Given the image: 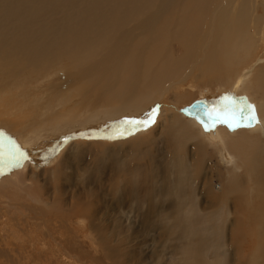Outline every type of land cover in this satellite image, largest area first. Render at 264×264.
Wrapping results in <instances>:
<instances>
[{
    "label": "bare ground",
    "instance_id": "obj_1",
    "mask_svg": "<svg viewBox=\"0 0 264 264\" xmlns=\"http://www.w3.org/2000/svg\"><path fill=\"white\" fill-rule=\"evenodd\" d=\"M5 3L3 4L6 5ZM7 4L8 8L0 10V16L9 15V11L14 13L13 0H9ZM74 5L76 12L72 18H76V21H66L61 24L60 29L49 23L40 24L41 30L36 32L39 37L34 41L30 40V32L37 24L26 23L24 26L29 28L28 31L15 38L20 43L17 49L23 47L24 52L29 55L26 62L32 72L40 76L53 72L54 66H51L56 63V58L71 67L73 74L70 75L76 88L82 89L73 95L80 99L74 109L84 104L93 110L100 107L105 109V100H110L123 110L131 105L140 110L146 107L153 109L158 106L156 95L162 88H168L166 84L176 88L185 82L184 76L186 79L196 78L199 68L204 76L209 75V78L203 76L200 83L209 81L213 85L219 84L226 79L224 61L231 62V58L238 54L241 61L243 56H249L255 49L256 42H261L264 49V0H78ZM91 16L100 20L97 25L91 20ZM4 27L6 30L11 29L7 24ZM4 27L2 26L3 29ZM49 31L52 32V37H49ZM208 37L211 43L206 44ZM205 44V48H210L213 56L209 54L206 61L201 57L203 62L196 57L195 63L189 65L192 57ZM252 76L253 85L247 83L238 92L239 82L234 83V93L228 95L227 99L219 98L222 100L220 102L208 98L197 100L214 108L243 105L244 111L238 118H227L217 113L212 120L209 117V124L201 125L183 109L181 114L193 119L195 123L186 121L177 117L174 108L190 101L191 95L175 94L169 97L168 103L172 107L168 108L167 113L163 109L160 116L167 136L164 130L160 135L164 138L163 142H172V151L166 156L159 153L158 157L161 159L155 157V161L153 160L156 168L159 167L160 177L155 193H148V200H156V204L149 203L147 197L143 196L141 199L147 201L142 205L124 202L121 198L124 200L122 203L118 201L116 206L105 210L113 214L115 219L129 220L135 214L142 219L162 218L163 221H171L161 224L159 230L165 234L178 230L177 243L187 254L192 252L194 264H264V64ZM69 80L70 78L67 81ZM118 80L117 88H112L113 82ZM236 92L242 93L241 96L235 95ZM149 115L155 117V110ZM150 118L145 116L144 121L149 122ZM99 119L100 123L94 119L95 124L88 131L94 132V128L98 127L104 134L103 129H107L108 137H115L117 141L109 142V146L98 145L94 150L97 154L90 159L109 162L106 168L113 178L128 182V186L131 185L136 192L137 186L142 184L137 179L144 174L142 171L148 172L150 167L151 161H148V165L143 163L151 154L149 146L157 148L158 144L154 139L150 142H146V139L156 136L158 130L145 138L132 139L135 134L128 136L122 124L117 123L123 128H110L102 118ZM89 124L85 126L89 127ZM82 125L72 126L84 129ZM198 126L202 133L198 132ZM135 127L134 125L132 129ZM101 138L107 137L102 135L94 140ZM81 142L83 141L69 145L63 155L69 159L73 157L78 161H89L86 160L85 153L90 152L92 144L81 145ZM191 142L193 146H190ZM215 149L221 152L222 163L226 164L223 172L217 165L220 160L213 153ZM25 167L19 165L10 169L14 173H27V178L37 176L32 171L33 166L27 167L28 170ZM65 168L67 165L64 162L57 164L59 171ZM3 169L0 168V172L8 171ZM81 170L84 174L85 169ZM238 173L242 174L239 178ZM215 174L217 183H213ZM67 175H63V185H54L50 189L54 192L48 194L55 196L58 189L71 182V177ZM163 181L170 187H165ZM14 184L19 186L15 181ZM4 187L2 185V189L0 188L5 191L2 193L7 195L11 192L9 190L6 193L7 189L3 190ZM64 189L61 194L66 193ZM123 190L119 189L117 195H121ZM25 197L22 195V201H27ZM29 199L33 203L37 201L34 194ZM41 203L44 205L41 213L33 211L31 207L34 204H27L28 207L25 208L30 212V218H47L53 214L56 220L64 217L61 210L60 213L56 210L52 213L48 201ZM95 219L94 221L98 220ZM151 227L156 228L154 224ZM228 232L231 247L229 255L224 249ZM27 258H30L29 253ZM189 259L190 257L187 258Z\"/></svg>",
    "mask_w": 264,
    "mask_h": 264
},
{
    "label": "rangeland",
    "instance_id": "obj_2",
    "mask_svg": "<svg viewBox=\"0 0 264 264\" xmlns=\"http://www.w3.org/2000/svg\"><path fill=\"white\" fill-rule=\"evenodd\" d=\"M8 1L0 0V10L8 8ZM74 1L78 0H17V2L13 0L14 13L9 11V15L1 14L0 16V168L8 169V171L0 172V184L2 182V185H5L6 188L4 187L3 190L7 189L6 193L11 191L5 195V191L0 190V264H71L72 262L75 264H185V262L194 264L192 252L187 254L177 243L176 233L178 230L170 234L159 230L161 224L171 221L166 222L162 218L142 219L135 214L130 217L131 221L125 218L115 219L112 217L113 214H109L105 209L116 206L117 203L120 201L122 203L124 200V202L142 205L148 200V193H155L160 173L159 167L156 168L153 160L155 161V157L159 158V153H162L161 156H166L172 151V142H163L164 138L160 135L164 130L162 128L164 122L160 118L161 113L164 110L167 113L168 108L172 107L169 104V97L175 94H190L192 97L190 101L183 102L174 109L177 117H181L180 119L194 122L193 119L181 114V111L185 107H189L191 103L203 98L220 102L222 100L219 98L224 97L225 99L228 95H233L234 83L239 82L238 92L246 86L245 84H254L252 73L255 74L264 64L263 44L256 42L255 49L249 56H243L241 61L238 59L239 54L231 58V62L224 61L223 69L226 70L224 75L226 79L219 84L213 85L209 81H206V84L200 83L202 78H209L208 74L203 75L204 72L200 68L195 74L196 78L186 79L184 76L185 82L176 88L166 84L168 88L166 90L162 88L156 95L158 106L153 109L146 107L144 110H140L139 107L131 105L123 110L110 100H105L107 111L101 107L93 110L86 104L78 105L74 109V105L80 99L73 95L82 89L76 88L75 81L70 75L73 74L71 67L67 63L59 62L56 58V63L51 66V68L54 66L53 72L40 76L31 71L26 62L29 55L24 52L23 47L17 49L20 43L15 40L21 33L28 31L29 28L24 26L26 23L37 24L30 32V40L34 41L39 37L36 32L41 30L40 24L49 23L60 29L62 23L76 21V18H72L76 12ZM5 20L7 21L5 22ZM91 20L94 24L96 23L95 25L100 21L95 16H91ZM4 24H7L11 29L6 30ZM49 33V37H52V32L49 31ZM257 38L260 37L257 36ZM208 42L211 43L209 37L206 39V44ZM206 44L200 48L198 54L192 57L189 65L195 63L196 57L200 59L203 57L205 61L208 59V55L212 53L210 48H205ZM201 62H203L202 59ZM227 77L229 78L227 79ZM68 78H70L69 81H67ZM119 81L113 82L112 88L116 89ZM237 94L236 92L235 95ZM241 94L239 93L238 96ZM247 102L251 103V101ZM152 104L153 101L151 106ZM238 106L243 107V105ZM154 110L156 116L152 118L149 114H152ZM176 113L174 114L176 115ZM97 115L110 128L118 129L125 126L124 130L128 136L135 134L132 139L145 138L151 132L158 130L156 136L146 139V142L154 139L158 144H156L157 148L149 146L151 154L143 163L148 165V161H151L150 167L147 169L148 172L142 171L144 177L139 176L141 181L139 178L137 179V182H142V184L138 183L136 192L131 185L128 186V182H121L113 178L111 172L109 173L106 168L109 162L104 159L98 162L90 159L97 154L94 153V150L98 145L109 146V142L117 141L115 137H108L107 129H103L104 134H102L101 129L94 126V132H89L95 124L94 121H100ZM145 116L151 117L148 125L152 122L147 129L141 123ZM223 122L226 123V121ZM117 123L122 124L123 127L118 126ZM227 123L230 122L227 121ZM81 124L84 125V129H76L72 126ZM85 124H89V127H86ZM134 125L136 127L132 129ZM200 128H198V132L202 133ZM144 130L147 131L143 132ZM95 132L96 134H94ZM141 132L143 133L139 134ZM164 133L167 136L165 130ZM102 135L107 138L94 140ZM78 141H83L81 145L92 144L93 148L90 152L85 153L86 160L89 159V161H78L73 157L69 159L63 155V151L69 145ZM190 146H193L192 142ZM213 153L219 157L220 161L217 165L223 172L226 164L222 163L221 152L215 149ZM59 162H64L67 168L59 171L57 169ZM19 165L26 166V170L29 169L27 167L33 166L32 171L37 176L27 178V173L20 174L17 171L14 173V170L10 169L14 166L19 167ZM81 169H85L84 174ZM204 172L208 175L207 170ZM63 175L70 176L72 181L66 183V189L63 186L55 192V196L50 195L54 192L50 190L54 185L56 187L63 185ZM108 175H111L112 179ZM241 175L238 173L237 177L239 178ZM58 176L62 177L58 178ZM143 178L144 180H142ZM80 179L82 180L79 181ZM13 180L18 183V187L15 186ZM213 183H217L216 174L213 177ZM67 185H71V187ZM164 186L170 187L165 184ZM200 187L201 185H199ZM121 188L124 189L123 193L117 195ZM63 189L65 194H61ZM14 190H18L17 193ZM30 193L37 197L36 202H31ZM22 195L26 196L27 201H24L25 199L22 201ZM141 196L147 197V200H142ZM14 197H17V200ZM46 201H48L52 213L55 210L60 213L61 210L64 217L56 220L55 214H53L47 218L38 219V216L35 217L36 219L30 218V212L26 209L27 204L32 206L34 204L31 207L33 211L41 213L44 210V205L41 202ZM154 202L156 204V200L149 201L151 204ZM153 224L156 228L151 227ZM227 227L230 229L229 225ZM229 243L230 233L228 232L224 248L228 255L231 252ZM28 253L30 258H27ZM188 257H190L189 260H187Z\"/></svg>",
    "mask_w": 264,
    "mask_h": 264
},
{
    "label": "water",
    "instance_id": "obj_3",
    "mask_svg": "<svg viewBox=\"0 0 264 264\" xmlns=\"http://www.w3.org/2000/svg\"><path fill=\"white\" fill-rule=\"evenodd\" d=\"M184 111L186 113H189L193 115L200 123L203 125L204 123L209 124L210 119L215 118L217 116V113H220L221 116L227 117V118H238L239 114L244 111L242 109V106L234 105L229 106L225 108V105L222 107H210L206 106L201 103V101L193 102L189 105V107H185Z\"/></svg>",
    "mask_w": 264,
    "mask_h": 264
},
{
    "label": "snow or ice",
    "instance_id": "obj_4",
    "mask_svg": "<svg viewBox=\"0 0 264 264\" xmlns=\"http://www.w3.org/2000/svg\"><path fill=\"white\" fill-rule=\"evenodd\" d=\"M225 99H227V97H225ZM227 107H228V105H225V108H227ZM141 123H143L145 127H147V125H148L147 121H142ZM229 126H231V125H229Z\"/></svg>",
    "mask_w": 264,
    "mask_h": 264
}]
</instances>
